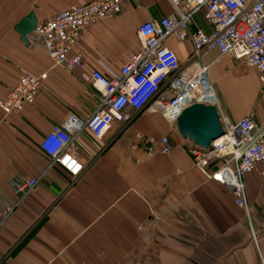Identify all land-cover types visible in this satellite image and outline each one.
Masks as SVG:
<instances>
[{
    "label": "crops",
    "instance_id": "1",
    "mask_svg": "<svg viewBox=\"0 0 264 264\" xmlns=\"http://www.w3.org/2000/svg\"><path fill=\"white\" fill-rule=\"evenodd\" d=\"M93 0H0V99L23 72L47 73L32 104L4 117L0 110V264H264V177L244 178L247 216L237 195L233 165L195 167L175 122L158 111L131 112L114 121L102 139L84 131L76 141L83 171L68 176L39 142L69 113L86 120L98 107L91 73L109 78L140 48L137 28L169 16V0H123L121 12L88 27L72 52L83 68L55 65L41 41L25 45L17 24L33 12L45 23L72 4ZM210 27L199 13L194 26ZM182 65L190 41L166 40ZM214 56V55H213ZM218 107L231 122L245 116L264 122V83L254 68L239 66L215 85ZM139 136H166L169 153L144 154ZM38 178L37 187L9 214L20 194L12 180Z\"/></svg>",
    "mask_w": 264,
    "mask_h": 264
},
{
    "label": "built area",
    "instance_id": "2",
    "mask_svg": "<svg viewBox=\"0 0 264 264\" xmlns=\"http://www.w3.org/2000/svg\"><path fill=\"white\" fill-rule=\"evenodd\" d=\"M169 1L173 8L171 15L138 26L140 48L120 67L117 77H106L97 70L91 73L90 84L99 94L97 109L86 120L69 113L42 137L39 147L49 158V169L57 166L76 178L84 169L75 147L82 132L88 131L94 139L100 140L114 121L129 122L131 112L158 111L174 122L192 103L215 105L220 113L223 136L213 142L212 150L208 152L190 142L185 141V144L195 167L204 173H208L209 165L217 160L225 159L227 164L233 165L237 190L234 203L248 216L244 178L257 169L264 177V122L245 116L233 123L221 113L216 98L206 101L196 98L182 101V98L188 81L194 80L190 89L204 83L213 90L239 66L256 69L260 82L264 83V0ZM122 6L123 0L72 4L54 18L37 24L28 34L29 42L41 41L55 65L68 72L80 70L84 65L83 58L80 53L72 52L73 46L85 29L102 19L116 17ZM201 12L209 31L196 25L193 27L195 17ZM169 37L179 43L191 42L192 51L186 65H182L177 54L166 47ZM46 78L47 73L23 72L0 99L4 117L32 104ZM177 103L179 107H171L172 115H167V108ZM50 138L59 142L54 151L44 147ZM139 139L146 157L157 152L167 154L172 149L166 136L159 139L139 136ZM38 181V178H13V187L20 198L7 208V214L37 187Z\"/></svg>",
    "mask_w": 264,
    "mask_h": 264
},
{
    "label": "water",
    "instance_id": "3",
    "mask_svg": "<svg viewBox=\"0 0 264 264\" xmlns=\"http://www.w3.org/2000/svg\"><path fill=\"white\" fill-rule=\"evenodd\" d=\"M37 19L33 12L26 15L15 27L21 41L29 45L28 34L34 30ZM180 137L205 151L212 150V144L224 134L220 116L215 105L195 102L185 107L175 119Z\"/></svg>",
    "mask_w": 264,
    "mask_h": 264
},
{
    "label": "bare ground",
    "instance_id": "4",
    "mask_svg": "<svg viewBox=\"0 0 264 264\" xmlns=\"http://www.w3.org/2000/svg\"><path fill=\"white\" fill-rule=\"evenodd\" d=\"M194 83V80H190L188 81V84H186V94L183 96L182 98V101H186L190 98H196L198 100H215L216 96H214L213 93H215V89L213 88V90L209 87H206L204 85V83L201 84V86H198V87H194L192 89H190V86L189 85H192ZM171 107H174V108H178L179 105L178 103L175 104L174 106H170L167 108V110L165 111L167 115L171 116L172 114V108ZM219 116H220V113L218 112ZM220 121H221V117H220Z\"/></svg>",
    "mask_w": 264,
    "mask_h": 264
},
{
    "label": "clouds",
    "instance_id": "5",
    "mask_svg": "<svg viewBox=\"0 0 264 264\" xmlns=\"http://www.w3.org/2000/svg\"><path fill=\"white\" fill-rule=\"evenodd\" d=\"M58 143L59 142L56 141L54 138H50L48 141L45 142L44 147L49 151H54Z\"/></svg>",
    "mask_w": 264,
    "mask_h": 264
}]
</instances>
